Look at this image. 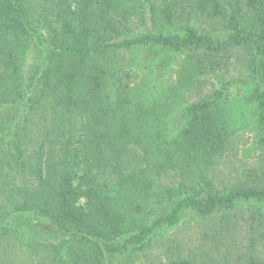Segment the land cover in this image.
<instances>
[{"label": "trees", "instance_id": "16d2710c", "mask_svg": "<svg viewBox=\"0 0 264 264\" xmlns=\"http://www.w3.org/2000/svg\"><path fill=\"white\" fill-rule=\"evenodd\" d=\"M0 264H264V0H0Z\"/></svg>", "mask_w": 264, "mask_h": 264}, {"label": "rangeland", "instance_id": "374dc122", "mask_svg": "<svg viewBox=\"0 0 264 264\" xmlns=\"http://www.w3.org/2000/svg\"><path fill=\"white\" fill-rule=\"evenodd\" d=\"M194 26L196 27V29H198L199 31L204 30V31H212L213 33H216V26L212 23L210 24L208 21H197L196 23H194ZM175 29L173 28V30H169V31H164L165 33L168 32H175ZM38 54H40V57H42V54L37 50H33V52H28V54L25 56L24 61H23V69L26 72L25 74H28V71L31 67V65L33 63L37 62L38 59ZM136 57V61L138 60V58L140 57H145L144 53H134L133 57ZM180 56L179 55H173L174 59H178ZM41 59V58H40ZM169 68V67H168ZM168 68L167 69H162L157 73H153L152 71H150V69L148 67H146L145 72H149V78H151L152 80L155 79H161L164 80L166 78H168L167 73H168ZM214 78H210L209 81H213ZM151 84L157 83V82H150ZM208 83V82H207ZM208 87V86H207ZM206 88L204 87V90ZM234 90H232L231 92H233ZM229 109L231 111V115H232V121H234L236 124L234 126V128L237 130L236 134L242 133V142L244 143L243 145H241L238 148L237 151V155H233L231 158V163H229V167L230 169L232 167H236L237 169L241 170L243 165H250L253 162H255L256 160V153L257 151L255 150V145L253 143L254 141V128H253V122H252V115H251V107L249 105V103H244L242 102V99L240 96H232V100L230 101V106ZM180 109L175 110L173 117L177 116V119L180 116L179 113ZM177 125V122H175ZM174 125V126H175ZM234 164V165H233ZM194 221V218H192ZM182 227L178 228L177 230L179 231ZM188 228H186L185 230H182V234H184V236L189 235V232L187 233Z\"/></svg>", "mask_w": 264, "mask_h": 264}]
</instances>
